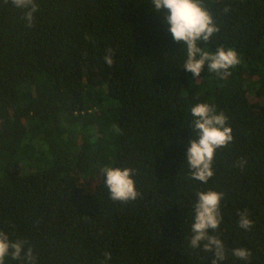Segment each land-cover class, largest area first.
<instances>
[{
	"label": "trees",
	"instance_id": "obj_1",
	"mask_svg": "<svg viewBox=\"0 0 264 264\" xmlns=\"http://www.w3.org/2000/svg\"><path fill=\"white\" fill-rule=\"evenodd\" d=\"M35 2L28 26L0 0V231L35 264H213L190 238L196 193L214 190L218 264H264V0H203L219 31L198 46L231 47L240 63L195 78L151 0ZM197 103L233 136L207 183L187 165ZM107 167L133 170L135 200L111 199ZM241 247L251 256L235 257Z\"/></svg>",
	"mask_w": 264,
	"mask_h": 264
},
{
	"label": "clouds",
	"instance_id": "obj_2",
	"mask_svg": "<svg viewBox=\"0 0 264 264\" xmlns=\"http://www.w3.org/2000/svg\"><path fill=\"white\" fill-rule=\"evenodd\" d=\"M11 4L24 12V19L28 26L33 22V14L37 11L35 0H10ZM3 4L9 0H2ZM153 11L161 14L168 25L175 42H182L186 49V59L183 64L185 71L192 76L199 77L205 65L210 72L227 74L230 68L240 63L237 52L223 46L217 47L215 52L202 50L199 42H207L219 31L211 12L204 6L203 0H151ZM227 11V9H225ZM105 62L113 63L111 50L105 56ZM192 128L196 138L189 141L187 148V165L192 179L207 183L213 175L212 161L217 149L227 147L233 140L231 128L226 126L227 117L223 112L217 113L215 107L208 103H197L190 109ZM110 197L114 201L127 202L135 200L139 193L135 188L133 170L130 168L107 167L103 170ZM194 204V220L191 225L190 245L198 248L203 245L204 251L214 253L213 264L225 259L223 242L214 232L222 222L220 214L222 192L214 190L196 193ZM239 227L249 230L253 221L249 219L247 211L239 213ZM25 240H10L9 236L0 231V264H5V258L11 257L21 264H35V256L31 247H26ZM239 259H247L251 253L245 248H234L233 253ZM105 259H111V253H105Z\"/></svg>",
	"mask_w": 264,
	"mask_h": 264
},
{
	"label": "rangeland",
	"instance_id": "obj_3",
	"mask_svg": "<svg viewBox=\"0 0 264 264\" xmlns=\"http://www.w3.org/2000/svg\"><path fill=\"white\" fill-rule=\"evenodd\" d=\"M250 101H252V102H256V98L253 97V96H250Z\"/></svg>",
	"mask_w": 264,
	"mask_h": 264
}]
</instances>
